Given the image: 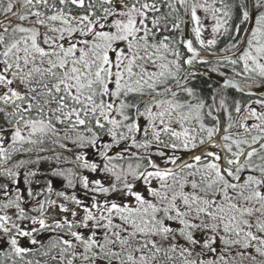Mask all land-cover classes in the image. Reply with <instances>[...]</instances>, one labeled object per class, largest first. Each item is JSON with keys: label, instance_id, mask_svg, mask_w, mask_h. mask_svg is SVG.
I'll return each instance as SVG.
<instances>
[{"label": "snow or ice", "instance_id": "snow-or-ice-1", "mask_svg": "<svg viewBox=\"0 0 264 264\" xmlns=\"http://www.w3.org/2000/svg\"><path fill=\"white\" fill-rule=\"evenodd\" d=\"M0 264H264V0H0Z\"/></svg>", "mask_w": 264, "mask_h": 264}]
</instances>
